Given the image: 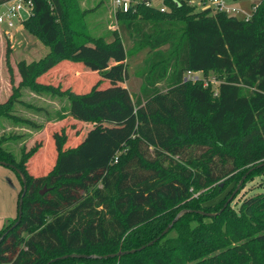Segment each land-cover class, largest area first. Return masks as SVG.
Segmentation results:
<instances>
[{
    "label": "trees",
    "instance_id": "16d2710c",
    "mask_svg": "<svg viewBox=\"0 0 264 264\" xmlns=\"http://www.w3.org/2000/svg\"><path fill=\"white\" fill-rule=\"evenodd\" d=\"M29 1L28 16L20 21H33L48 52L37 62H16L18 85L65 95L67 115L91 126L65 148L63 129L53 131L54 160L41 175L27 165L38 143L16 160L12 147L0 142V162L19 181L17 200L22 184L14 168L26 184L18 222L11 227L15 215L0 227V264H46L53 258L49 264H138L139 255L148 264H264V219H258L261 227L253 218L259 197H244L236 212L228 203L218 205L214 216L195 212L209 213L188 200L190 188L218 187L232 181L241 164L264 158V145L257 146L264 143V0L251 6L246 19L209 7L195 11L186 0H162L163 11L139 0L115 13L108 41L75 27L81 20L77 0ZM150 14L164 17L153 20ZM128 39L130 53L145 49L136 94L123 85ZM85 47L96 60L109 62L96 71L94 84L77 92L46 81L63 60L94 61L75 55ZM187 71L213 72L215 93L184 79ZM100 80L106 83L99 86ZM128 123L127 130H112ZM181 208L189 211L169 229L177 231L174 238L165 237L168 230L133 253L57 258L145 245Z\"/></svg>",
    "mask_w": 264,
    "mask_h": 264
},
{
    "label": "rangeland",
    "instance_id": "374dc122",
    "mask_svg": "<svg viewBox=\"0 0 264 264\" xmlns=\"http://www.w3.org/2000/svg\"><path fill=\"white\" fill-rule=\"evenodd\" d=\"M77 1L79 11H81V16H79L81 20H78L79 22L75 27L91 37L99 36L108 41L110 32L116 30L115 15L110 6V0ZM259 1L223 0L226 6L238 10L231 15L239 19L246 18L250 14L251 6ZM12 3L13 1L0 4V12ZM186 3L193 5L195 11L206 8V6L201 7L194 0H186ZM150 4L155 7H164L162 0H150ZM150 16L151 18H149L153 20L164 17L157 14H150ZM61 26L62 21L60 20V29ZM36 34L38 33L33 21L24 25L20 20L18 22V19L13 18L11 27L0 24V142L7 143L12 147V154L16 160L20 159L21 153L30 151L38 143L39 147L28 159L27 165L33 175H41L51 168L55 156V152L51 148V133L63 129L66 137L63 147L74 146L80 141L84 131L91 124L76 122L67 115L65 95L54 94L51 90H36L31 83L18 85L20 77L15 67L16 62L18 60H24L25 63L37 62L48 52V47L41 42ZM131 44L132 39H128L125 58L127 78L123 85L128 92L136 94L141 84L138 73L141 71V61L145 49L130 53L128 46ZM84 49L83 55H80L79 52L75 55L92 58L93 56L89 54L91 51H88L86 47ZM108 65V61L96 60V58L92 62L63 60L47 74L46 81L53 85L59 84L61 88L69 87L72 90L75 88L77 92L78 90L84 91L96 82L94 80L99 77L96 71ZM192 75L202 86L210 87L212 93H215L216 84L219 81L213 72L208 71L205 74L193 72ZM105 83L104 80H100L99 86H103ZM3 113L6 116H3ZM128 127L129 123L122 127H113L112 130L120 132L127 130ZM262 145H264L262 141L257 144L259 147ZM91 151L87 150L88 153ZM240 180L241 184L236 189ZM232 183L234 186L230 188ZM250 195L260 198L259 203L261 204L255 208L253 218L254 222L262 227V222L258 223V219H264V158L253 163L241 164L232 176V181L222 180L218 187L211 185L202 190L190 188L188 200H196L198 207L206 209L209 213H216L220 209L217 208L218 205L220 207L230 197L228 205L230 209L236 212L241 200ZM218 198H220V203L215 204ZM182 203L179 202V205ZM176 206L178 205L174 207ZM194 223L192 222L191 225ZM176 235L177 231L171 229L165 237L174 238ZM241 242L242 240L237 243ZM217 251L215 250V253ZM138 259V264L149 263L144 255H139Z\"/></svg>",
    "mask_w": 264,
    "mask_h": 264
},
{
    "label": "built area",
    "instance_id": "2783aa9c",
    "mask_svg": "<svg viewBox=\"0 0 264 264\" xmlns=\"http://www.w3.org/2000/svg\"><path fill=\"white\" fill-rule=\"evenodd\" d=\"M13 3L7 6L2 12H0V24H4L5 27H11L13 25V18L20 20L18 13L19 9H23L28 14L30 1L23 2L22 0H12ZM139 0H110V5L115 15L116 12H126L131 6H133ZM201 7L206 6L212 10L222 11L225 14H233L238 10L234 7L226 6L223 0H194ZM146 4H150V0L145 1ZM160 11H163L164 7H158ZM249 15H247L248 17ZM246 17V18H247ZM244 18V19H246ZM193 72L187 71L184 74V79L195 81L196 78L192 75ZM186 77V78H185ZM217 85V84H216ZM216 91V90H215Z\"/></svg>",
    "mask_w": 264,
    "mask_h": 264
},
{
    "label": "water",
    "instance_id": "95a60500",
    "mask_svg": "<svg viewBox=\"0 0 264 264\" xmlns=\"http://www.w3.org/2000/svg\"><path fill=\"white\" fill-rule=\"evenodd\" d=\"M143 2L145 1H148V0H142ZM18 13H19V16H20V20L23 21L27 16L28 14L23 10V9H19L18 10ZM0 165H6V163L4 162H0ZM10 167H13L12 165H9ZM15 172L19 175L20 177V180H21V184H22V187H21V192H20V195L18 197V200H17V212H16V220L15 222L11 225L12 226H15L16 223L18 222L19 218H20V215H21V205H22V196L24 195V192H25V189H26V184H25V178L23 176V174L16 168H14ZM242 180V179H241ZM241 180L239 181V183L237 184V187L236 189L238 188V186L241 184ZM46 189L45 186H42V188L38 191V194H42L44 192V190ZM235 189V190H236ZM230 200V197L226 200V202L222 205L221 208H223ZM221 208L219 209V211L221 210ZM189 211L188 209H181L180 211H178L174 217L171 219V221L162 229V231L159 233V235L157 237H155L154 239L150 240L149 242H147L145 245H142V246H139L135 249H129V250H124V251H118V252H115V253H109V254H104V255H96V254H79V253H70V254H65V255H62V256H59L57 257L58 259L60 258H66V257H74V258H107V257H115V256H120V255H124V254H128V253H133L135 251H138L140 249H142L144 246H149L151 245L154 241H156L160 236L164 235L172 226V224L185 212ZM219 211H217L216 213H207V212H203V211H198L196 210L195 212L199 213V214H202V215H205V216H214L215 214H217ZM5 234L2 233L0 235V240L1 238L3 237V235ZM55 260V258L53 259H50L48 262H46V264H49L51 261Z\"/></svg>",
    "mask_w": 264,
    "mask_h": 264
},
{
    "label": "crops",
    "instance_id": "0c3cea01",
    "mask_svg": "<svg viewBox=\"0 0 264 264\" xmlns=\"http://www.w3.org/2000/svg\"><path fill=\"white\" fill-rule=\"evenodd\" d=\"M19 187L15 173L10 168L0 165V227L16 215Z\"/></svg>",
    "mask_w": 264,
    "mask_h": 264
}]
</instances>
